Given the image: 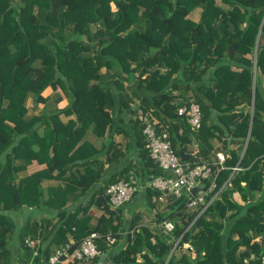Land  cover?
I'll return each mask as SVG.
<instances>
[{
    "label": "trees",
    "instance_id": "1",
    "mask_svg": "<svg viewBox=\"0 0 264 264\" xmlns=\"http://www.w3.org/2000/svg\"><path fill=\"white\" fill-rule=\"evenodd\" d=\"M220 1L0 0V264L9 261L8 239L15 231L9 211L39 207L54 212L57 221L26 220L18 231V264L31 259L28 236L40 238L33 264H43L56 246L69 244L72 250L90 232L99 234L95 242L108 264H261L264 0ZM196 8L195 21L188 16ZM48 87H60L67 105L28 114L27 101L37 108L47 100ZM135 98L166 124L174 152L187 154V162L206 161L213 142L222 144L224 161L222 168L214 166L215 188L205 204L215 197L207 206L192 207L187 194L168 197L166 211L152 216V223H143L140 213L127 222L123 207L111 209L105 194L109 184L128 178L115 174L93 200L103 213L92 224L88 207L67 206L76 200L66 195L75 186L41 184L69 174L73 166L80 193L99 180L101 173L90 168L97 151L85 132L102 135L117 125L113 114H135ZM189 101L201 111L196 133L177 114ZM62 116L73 118L63 122ZM193 137L197 155L188 153ZM144 145V139L138 141L146 176H156L161 169ZM33 160L46 168L19 177ZM235 166L240 169L233 172ZM234 192L244 204L233 199ZM159 194L146 187L145 203L156 207ZM165 220L173 223L171 232L162 228ZM108 234L115 239L110 246ZM83 263L88 262L75 264Z\"/></svg>",
    "mask_w": 264,
    "mask_h": 264
},
{
    "label": "crops",
    "instance_id": "2",
    "mask_svg": "<svg viewBox=\"0 0 264 264\" xmlns=\"http://www.w3.org/2000/svg\"><path fill=\"white\" fill-rule=\"evenodd\" d=\"M130 84L131 82H124V85ZM133 87L134 85L131 84ZM61 94V95H60ZM177 94V92H176ZM43 96L47 97L45 102H40L37 105V108L32 109V113H39L40 111H51L55 107L63 108L67 105L68 100L63 95L61 89H52L50 87L46 88L43 92ZM59 97L58 101L57 98ZM138 99L135 98V101ZM116 102H118V97L116 96ZM154 115V114H153ZM155 116V115H154ZM117 119V125L115 122L113 125H110L106 128L105 132L102 135H95L90 130L85 132L84 138L88 140L93 148L97 151V155L92 157L93 161L90 165V168L95 171L101 173V178L95 182H92L86 189V191L80 193V185L76 184L77 179H74L73 174H76L78 170L76 167H72L69 171V174H65L60 178H52L45 179L42 182L43 188H48L50 186H61L62 188L65 185L76 187L77 189L73 191L66 192L68 197L76 196V200L73 203L68 202L67 206L71 207V211L76 208L88 207L87 214L91 216V223L94 224L97 218L103 213V210L99 208L96 204L93 203V200L97 198L98 191L101 187L107 185L108 178L115 174L122 175V178H127L129 176H134L137 181L138 190L134 193L132 199L123 205L122 215L129 222L132 214L140 213L141 221L143 223H152V216H155L157 212L164 213L166 211L167 201L156 202L157 206L154 208H150L145 203V188L148 187L150 182V177H147L145 170V161L141 159L140 147L138 146V141H145L144 135L142 133V125L135 118V114H113V118ZM122 117V120L119 118ZM68 118H73V116L69 117H61V119L66 121ZM121 119V118H120ZM104 122V120L102 121ZM197 140L196 137L192 138V142ZM213 150L210 152L209 159L206 161L215 162L216 153L224 152L221 149V145L219 141L213 142ZM236 145H232L230 147H235ZM188 151H191V146L188 145ZM123 155V156H122ZM108 157H112L108 159ZM18 163H22V161H18ZM46 168V164L38 163L36 160L31 161L28 165H26L25 169L21 170L19 173V177H23L26 175H30L34 172L43 170ZM81 170V169H80ZM54 174H56L54 172ZM120 180H123V179ZM233 199L238 204H244L240 195L237 192H234ZM10 216L13 218L15 222V231L9 236L8 239V248H9V261L7 264H18L19 256H22V250L18 249V231L25 224L26 220H39L41 217L50 218L52 223L57 221L56 214L54 212H50L47 209L39 208H23L16 211H9ZM79 215H82L81 210L79 211ZM109 256L104 253L102 257L99 259L97 263H93V261H89L88 263L83 264H108Z\"/></svg>",
    "mask_w": 264,
    "mask_h": 264
},
{
    "label": "built area",
    "instance_id": "3",
    "mask_svg": "<svg viewBox=\"0 0 264 264\" xmlns=\"http://www.w3.org/2000/svg\"><path fill=\"white\" fill-rule=\"evenodd\" d=\"M135 106V118L142 125V133L145 138L144 147L152 162L161 169V173L151 177L148 184V187L160 193L154 200L162 202L167 200L168 197L178 198L183 194H187L190 196L187 203L189 207L205 204L206 197L215 188V167H212L208 162L201 161L192 164L186 160H181L171 146L166 124L154 116L152 110L143 109L138 101H135ZM177 114L186 118V122L193 133L198 132L201 126V111L197 103L189 101L187 106L177 109ZM190 146V155H197L199 152L198 141L191 142ZM216 155L218 158L217 164L221 166L225 155L222 153H216ZM232 169L237 171L240 168L235 166ZM205 182H209V185H204ZM196 186H199V188L193 193L192 189ZM137 190V181L134 176H129L124 181L109 184L105 189V194L108 197L110 208L115 210L122 207L132 199ZM161 226L166 232H171L174 228L173 223L169 220L163 221ZM98 237L99 234L97 232H90L72 250L69 244L56 246L43 261V264L89 262L96 257L101 258L104 253L98 249L95 242ZM114 240L111 234L106 236L107 245L113 244ZM25 243L32 250V256L28 264H33V258L38 254L41 240L40 238L28 236L25 238ZM260 263L264 264V249L260 256Z\"/></svg>",
    "mask_w": 264,
    "mask_h": 264
},
{
    "label": "rangeland",
    "instance_id": "4",
    "mask_svg": "<svg viewBox=\"0 0 264 264\" xmlns=\"http://www.w3.org/2000/svg\"><path fill=\"white\" fill-rule=\"evenodd\" d=\"M216 2H217V4H222V2L220 1V0H216ZM199 13H200V8H196L195 10H193L190 14H189V18H191V19H193V20H198V18H199ZM262 19H263V17H262ZM260 22H262V20L260 21ZM259 22V23H260ZM106 77V76H105ZM108 83H110V82H108ZM57 89H60V87H58ZM61 95V94H60ZM27 106H28V108H29V112H28V114H32V105H31V101L30 100H28L27 101ZM189 154H190V152H188ZM242 155V151L240 152V156ZM180 157V156H179ZM181 158V157H180ZM217 161H218V158H217V156H216V158H215V162L214 163H212L211 161H202V162H208L209 164H211V166L212 167H214L215 166V164H217ZM234 172V171H233ZM186 196H188V195H186ZM215 196V195H214ZM163 202V201H162ZM96 223V222H95ZM187 247H189V244L188 243H184L183 244V247H182V249H184L185 251H186V248ZM181 252H183L182 250H181ZM178 253H180V251L178 252ZM251 257H253V256H251ZM74 262H69V263H63V264H73ZM75 263H79V262H75ZM74 263V264H75Z\"/></svg>",
    "mask_w": 264,
    "mask_h": 264
},
{
    "label": "water",
    "instance_id": "5",
    "mask_svg": "<svg viewBox=\"0 0 264 264\" xmlns=\"http://www.w3.org/2000/svg\"><path fill=\"white\" fill-rule=\"evenodd\" d=\"M263 21H264V16H263L261 25L263 24ZM261 25H260V28H261ZM259 34H260V29H259V32H258V36H257V40H256V45H255V56H256V52H257V43H258V39H259ZM254 59H255V57H254ZM253 87H254V78H253ZM250 128H251V122H250V125H249V130H248V135H247V138H246V142H245L244 147L242 149V155L240 156L239 160L242 158L243 153L245 151V148H246V145H247V141L249 139ZM180 157H181V160L185 161V160H187L188 155L187 154H184L183 152H180ZM198 188H199V186H196L195 188L192 189V192L194 193ZM177 242H178V240H177ZM177 242H176V244H177ZM172 251H173V249L171 250L169 256L171 255ZM169 256H168V258H169Z\"/></svg>",
    "mask_w": 264,
    "mask_h": 264
}]
</instances>
